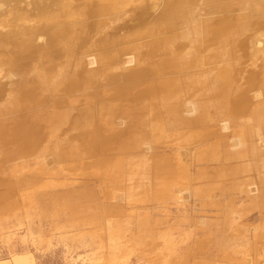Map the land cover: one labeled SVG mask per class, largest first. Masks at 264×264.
Instances as JSON below:
<instances>
[{"label":"rangeland","instance_id":"1","mask_svg":"<svg viewBox=\"0 0 264 264\" xmlns=\"http://www.w3.org/2000/svg\"><path fill=\"white\" fill-rule=\"evenodd\" d=\"M264 264V0H0V261Z\"/></svg>","mask_w":264,"mask_h":264},{"label":"crops","instance_id":"2","mask_svg":"<svg viewBox=\"0 0 264 264\" xmlns=\"http://www.w3.org/2000/svg\"><path fill=\"white\" fill-rule=\"evenodd\" d=\"M0 264H16V263L13 262L12 260H3V261H0Z\"/></svg>","mask_w":264,"mask_h":264}]
</instances>
